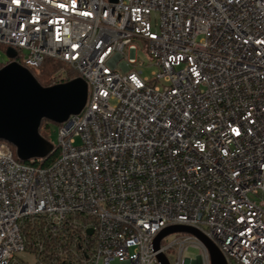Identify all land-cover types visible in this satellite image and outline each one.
<instances>
[{
	"label": "built area",
	"instance_id": "obj_1",
	"mask_svg": "<svg viewBox=\"0 0 264 264\" xmlns=\"http://www.w3.org/2000/svg\"><path fill=\"white\" fill-rule=\"evenodd\" d=\"M0 45L88 85L50 166L0 140V264H264V0H0Z\"/></svg>",
	"mask_w": 264,
	"mask_h": 264
},
{
	"label": "water",
	"instance_id": "obj_2",
	"mask_svg": "<svg viewBox=\"0 0 264 264\" xmlns=\"http://www.w3.org/2000/svg\"><path fill=\"white\" fill-rule=\"evenodd\" d=\"M116 1V0H112ZM16 55L13 48L7 50ZM88 85L82 77L52 86H42L33 73L13 61L0 69V139L16 148L24 162L47 157L54 145L40 134L44 119L62 123L71 115L79 114L87 103ZM175 232H188L200 237L207 245L212 264H227L219 248L200 230L190 226L174 225L165 228L154 241L159 250L164 237ZM160 264H170L165 254L158 255Z\"/></svg>",
	"mask_w": 264,
	"mask_h": 264
},
{
	"label": "trees",
	"instance_id": "obj_3",
	"mask_svg": "<svg viewBox=\"0 0 264 264\" xmlns=\"http://www.w3.org/2000/svg\"><path fill=\"white\" fill-rule=\"evenodd\" d=\"M0 46L3 47L7 52L8 48L5 45H0ZM12 61H17L23 64L19 53H17V55H15L14 57H10V60L7 63L12 62ZM6 64L0 65V69ZM29 70L33 73V75L36 77L38 82L44 87L52 86L57 83L68 82L70 80H73L79 77L78 73L74 69H72L68 64L62 61H59V60L51 59V58L46 59L41 67L37 69L29 68ZM53 124L59 126L58 123H54L47 119H44L40 126V134L54 145L53 151L45 158L32 159L31 161H27L25 163H29V164H33L38 167L45 168V167L50 166L56 161V159L59 156V149H58V145H55L51 141V127ZM9 145L11 149L13 150L15 157L18 159V156L16 154V148L11 144ZM29 227H31V224H27L26 226L27 233H29L28 232ZM33 234L34 232L31 233V235ZM52 242H55V238L53 239ZM52 258L53 256L51 257V259Z\"/></svg>",
	"mask_w": 264,
	"mask_h": 264
},
{
	"label": "rangeland",
	"instance_id": "obj_4",
	"mask_svg": "<svg viewBox=\"0 0 264 264\" xmlns=\"http://www.w3.org/2000/svg\"><path fill=\"white\" fill-rule=\"evenodd\" d=\"M137 47L139 48L137 52V58L138 62L133 65L130 64L131 69H134L138 72H142V76L144 78H153V74L159 71V68L155 65L153 61L150 60L148 57L147 53L144 51V43L141 41L136 42ZM10 60V56L7 54L6 50L0 46V65L6 64ZM65 70V69H64ZM58 127L57 125L53 124L51 127V141L55 144L58 145ZM172 237H167L166 241L171 240ZM199 254V250L196 248H189L187 251V255L191 257H195ZM22 257L29 263V264H34L35 263V258L28 254V253H22Z\"/></svg>",
	"mask_w": 264,
	"mask_h": 264
}]
</instances>
